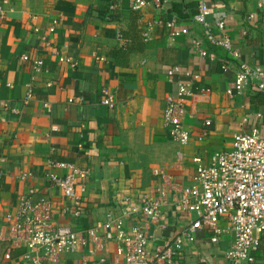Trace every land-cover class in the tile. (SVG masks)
<instances>
[{"label":"crops","instance_id":"1","mask_svg":"<svg viewBox=\"0 0 264 264\" xmlns=\"http://www.w3.org/2000/svg\"><path fill=\"white\" fill-rule=\"evenodd\" d=\"M210 4L216 16L224 15L241 59L264 69V0H210ZM194 13L193 0H166L163 9L152 4L141 11L131 10L127 0H0L1 234L7 232L4 216L30 187L50 199L54 221L74 222L63 211L68 204L61 190L45 177L50 161L89 170L87 211L78 228L100 227L113 217L122 219L128 231L137 225V217L124 214L126 198L136 201L161 175L190 184L193 159L207 162L214 151L229 148L235 132L257 127L264 136V93L253 85L238 93L235 65L222 49L205 43L208 52L200 54L192 43L202 37L201 28L191 20ZM171 15L178 18L177 27H188L190 34L171 41L167 30L156 23ZM51 25L55 31L49 33ZM146 29L148 40L142 34ZM132 31L140 34L144 50L118 56L122 47L132 44ZM54 49L71 57L73 64L60 62ZM24 54L29 57L26 61L21 59ZM35 59L43 61L39 72L33 71ZM224 61L230 66L222 70ZM173 65L199 74L192 81L194 94L184 98L183 123L191 133L184 145L172 138L163 120L165 98L177 96V85L166 74ZM30 82L33 95L25 101ZM103 89L113 93L112 108L102 103ZM206 119L211 120L209 126L204 125ZM22 174L25 180L20 179ZM166 211L168 229L151 225L156 239L150 248L184 224L186 216L173 206ZM210 236L208 230L201 231L167 264H226L224 254L232 235L225 231L217 244L210 242ZM104 244L94 255H89L88 246L62 255L58 264L121 263L117 243ZM4 249L0 240V258ZM101 257L105 262L99 261ZM6 264H25L21 251L14 250ZM254 264H264V244Z\"/></svg>","mask_w":264,"mask_h":264},{"label":"built area","instance_id":"2","mask_svg":"<svg viewBox=\"0 0 264 264\" xmlns=\"http://www.w3.org/2000/svg\"><path fill=\"white\" fill-rule=\"evenodd\" d=\"M127 1L133 11H141L152 4L163 9L166 2ZM193 2L195 13L191 20L201 28L202 37H195L192 43L198 47L200 54L206 55L208 52L205 43L222 49L235 65L234 84L238 93L249 85L264 93V69L241 59L226 31L224 15L216 16L210 0ZM32 18L38 19V15L33 14ZM177 22L175 15L156 21L167 30L171 41L190 34L188 27H177ZM34 30L38 32L39 28L35 27ZM54 31V25L48 27L49 33ZM142 34L145 40L150 38L149 29ZM46 38L45 35L41 36L45 42ZM53 53L60 62L73 64L71 57L61 55L55 49ZM21 59L26 61L29 57L24 54ZM229 66L226 61L220 65L222 70ZM32 67L34 72L41 71L43 61L35 59ZM166 74L176 83L177 96L165 98L164 124L170 128L172 138L184 145L191 135L183 123L186 115L184 98L194 94L192 81L197 80L199 74L178 65L168 67ZM32 95L30 82L25 101H29ZM102 103L110 108L115 104L113 93L108 89L102 90ZM44 106L49 109L48 103H44ZM210 124L211 120L204 121L205 126ZM193 160L195 166L190 184L183 185L160 174L161 180L148 193L140 194L136 201L125 199L129 205L128 212L124 214L137 217V225H132L128 231L122 219L113 217H109L100 227L78 228L76 225L87 211L85 194L89 170L72 163L50 161L45 177L51 186L61 190L68 204L63 211L74 222L59 224L54 221L52 203L47 195L34 187L28 188L19 196L14 208L4 216L7 232L5 235L0 232V240L5 242L0 264L10 261L14 250L21 251L25 264H58L62 255L80 252L87 246L89 255H94L105 247L106 241L112 240L117 243L116 253L122 258L121 263L115 264H167L194 243L198 233L204 230L211 233L209 240L213 244L219 242L225 231L232 235L224 254L226 264H254L264 244V136L257 127L235 132L229 148L214 151L207 162L200 158ZM57 169L64 172L60 174ZM19 177L26 179L24 174ZM172 206L179 214L186 216L182 228L150 248V243L156 239L150 232L151 225L166 231V210ZM113 224L115 230L112 229ZM102 238L106 241H102ZM99 261L103 263L105 258L101 257Z\"/></svg>","mask_w":264,"mask_h":264},{"label":"trees","instance_id":"3","mask_svg":"<svg viewBox=\"0 0 264 264\" xmlns=\"http://www.w3.org/2000/svg\"><path fill=\"white\" fill-rule=\"evenodd\" d=\"M132 44L128 43L126 44L125 47H122L118 51V56L124 57L127 56L128 54L134 52L135 50L137 51H143L144 50V42L142 41V38L139 33L132 31Z\"/></svg>","mask_w":264,"mask_h":264}]
</instances>
